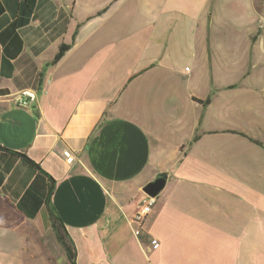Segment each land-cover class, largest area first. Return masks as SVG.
Listing matches in <instances>:
<instances>
[{"label":"crops","instance_id":"0c3cea01","mask_svg":"<svg viewBox=\"0 0 264 264\" xmlns=\"http://www.w3.org/2000/svg\"><path fill=\"white\" fill-rule=\"evenodd\" d=\"M49 209L75 264H264V0H0V264H68Z\"/></svg>","mask_w":264,"mask_h":264},{"label":"trees","instance_id":"16d2710c","mask_svg":"<svg viewBox=\"0 0 264 264\" xmlns=\"http://www.w3.org/2000/svg\"><path fill=\"white\" fill-rule=\"evenodd\" d=\"M67 48H68V45H62L59 48V51H58L59 53L57 54L56 59H58ZM27 160L30 161L29 159H27ZM48 211H49L51 227H52V229L56 235V238H57L59 244L61 245V247L64 251L67 263L68 264H75L74 246H73L71 240L69 239L68 235L65 233V231L63 229L62 222L60 221V219L55 215V213L51 209H49Z\"/></svg>","mask_w":264,"mask_h":264},{"label":"built area","instance_id":"2783aa9c","mask_svg":"<svg viewBox=\"0 0 264 264\" xmlns=\"http://www.w3.org/2000/svg\"><path fill=\"white\" fill-rule=\"evenodd\" d=\"M16 102L21 106H27L33 101H35V94L30 90H22L16 94ZM155 203V197L148 196L145 194L142 204L138 210L134 213L132 219L141 224L145 219L146 215L151 211L153 204ZM152 243L155 245L156 240H153Z\"/></svg>","mask_w":264,"mask_h":264},{"label":"water","instance_id":"95a60500","mask_svg":"<svg viewBox=\"0 0 264 264\" xmlns=\"http://www.w3.org/2000/svg\"><path fill=\"white\" fill-rule=\"evenodd\" d=\"M165 183V174H158L152 181L147 183L142 191L148 195L155 197L159 191L163 188Z\"/></svg>","mask_w":264,"mask_h":264}]
</instances>
